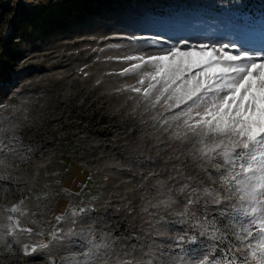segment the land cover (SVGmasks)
Returning a JSON list of instances; mask_svg holds the SVG:
<instances>
[{"label":"rangeland","instance_id":"1","mask_svg":"<svg viewBox=\"0 0 264 264\" xmlns=\"http://www.w3.org/2000/svg\"><path fill=\"white\" fill-rule=\"evenodd\" d=\"M48 2L0 0V64L2 42H20L0 78V264H260L264 188L241 199L224 187L238 169L196 125L208 105L187 112L175 85L138 83L153 66L121 75L139 61L117 58L182 40L262 52L264 0H104L68 28L18 37ZM244 229L255 239L241 245Z\"/></svg>","mask_w":264,"mask_h":264},{"label":"snow or ice","instance_id":"2","mask_svg":"<svg viewBox=\"0 0 264 264\" xmlns=\"http://www.w3.org/2000/svg\"><path fill=\"white\" fill-rule=\"evenodd\" d=\"M162 42L156 41L157 44ZM117 59L139 61L123 69L121 75L135 73L146 65L153 66L155 72L144 73L138 83L143 85L145 78H150L157 83L163 81L170 87L175 85V91L180 94L179 103L185 105L187 112L201 104L208 105L203 114L196 113V116L202 117L196 121V125H205L204 134L219 140L210 152L224 157L231 169H238L224 178L225 188L239 193L241 199L254 198L257 189L264 188V51H243L235 43L209 45L182 40L167 48H160L157 54ZM155 87V84L149 83L143 90L146 99ZM131 91L139 94L141 88L131 87ZM168 98L172 99L171 96ZM176 106L179 107V104ZM204 155L207 157L209 153ZM256 172L260 173L258 177L255 176ZM213 202L220 204L221 199L217 197ZM188 203L192 204L193 201L189 200ZM85 211L84 208L79 209L80 213ZM77 214L74 212L73 216ZM259 228L260 238L264 240V222H260ZM243 231L244 235L239 237L241 245L255 239L253 232L247 229ZM205 234L207 231L201 232V235ZM212 238L220 237L213 231ZM177 239L178 247L186 240L193 244L197 242L196 235ZM247 249H252L251 242L247 243ZM260 251L264 255V244L260 245ZM193 264H212V261L204 256ZM260 264H264V260Z\"/></svg>","mask_w":264,"mask_h":264},{"label":"trees","instance_id":"3","mask_svg":"<svg viewBox=\"0 0 264 264\" xmlns=\"http://www.w3.org/2000/svg\"><path fill=\"white\" fill-rule=\"evenodd\" d=\"M104 0H49L48 3H40L36 7V16L31 20L15 23L16 32L22 37L25 29L33 26V31H39L42 35L50 34L59 29L83 21L87 16L96 11V5ZM23 24V25H21ZM19 40L11 41L5 39L2 42L4 54L3 62L0 64V78L6 71L13 70L20 55L18 50Z\"/></svg>","mask_w":264,"mask_h":264}]
</instances>
